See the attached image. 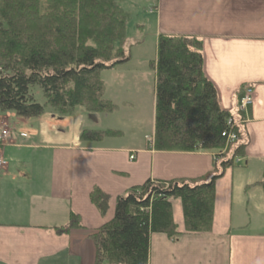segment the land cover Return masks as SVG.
<instances>
[{
    "label": "crops",
    "instance_id": "1",
    "mask_svg": "<svg viewBox=\"0 0 264 264\" xmlns=\"http://www.w3.org/2000/svg\"><path fill=\"white\" fill-rule=\"evenodd\" d=\"M154 9L157 37L201 41L202 72L223 111L238 122L245 87L253 101L238 125L248 138L244 157L215 182L211 232L185 233L181 203L173 200L180 235H151L146 264H264V0H156ZM88 116L82 109L69 118L0 114V130L10 131L0 148V264H94L90 235L113 219L117 198L148 180L207 183L220 171L221 158L209 152L152 150L153 135L143 146L117 147L120 137L80 143L82 130L95 131ZM94 189L108 197L103 212L91 201ZM71 214L81 227L56 234Z\"/></svg>",
    "mask_w": 264,
    "mask_h": 264
},
{
    "label": "trees",
    "instance_id": "2",
    "mask_svg": "<svg viewBox=\"0 0 264 264\" xmlns=\"http://www.w3.org/2000/svg\"><path fill=\"white\" fill-rule=\"evenodd\" d=\"M127 19L120 0H0V114L69 118L78 108L89 116L111 114L115 107L104 99L100 75L129 61L123 49ZM151 68L152 150L209 152L215 161L221 158V168L207 183L148 180L117 198L113 219L90 235L96 247L94 264H146L151 235H180L173 222V200L181 203L185 233H210L215 182L237 167L248 145L244 128L227 125L233 117L219 107L215 89L203 75L199 39L159 35ZM35 86L44 104L35 101ZM229 134L236 140L229 143ZM117 137V131L82 130L79 141L98 144ZM258 185L264 196V169ZM90 198L103 212L108 197L94 189ZM80 227L79 217L71 214L54 231L64 234Z\"/></svg>",
    "mask_w": 264,
    "mask_h": 264
},
{
    "label": "rangeland",
    "instance_id": "3",
    "mask_svg": "<svg viewBox=\"0 0 264 264\" xmlns=\"http://www.w3.org/2000/svg\"><path fill=\"white\" fill-rule=\"evenodd\" d=\"M120 5L128 15L123 49L129 61L115 71L102 72L104 99L111 100L115 108L111 114L95 115V119L87 114V127L119 131L121 137L114 141L117 147L143 146L145 138L153 135L155 82L151 62L156 56V0H120ZM31 92L37 103L44 104L38 87H32ZM25 129L30 130L28 124Z\"/></svg>",
    "mask_w": 264,
    "mask_h": 264
},
{
    "label": "built area",
    "instance_id": "4",
    "mask_svg": "<svg viewBox=\"0 0 264 264\" xmlns=\"http://www.w3.org/2000/svg\"><path fill=\"white\" fill-rule=\"evenodd\" d=\"M252 98H253V92L251 87L250 86L245 87L241 91L240 97L236 105V112L237 115L240 116V119L238 120V122L234 121L233 119H229L227 121V125L231 129L238 127L239 124L244 123L246 121L245 117L247 116V112L252 105V101H253ZM9 140H10V131L7 128H2L0 130V148ZM227 140L229 143L235 141L236 140L235 134H229L227 136ZM133 158H134L133 156L130 157V159ZM0 167H5V162L2 159L1 154H0Z\"/></svg>",
    "mask_w": 264,
    "mask_h": 264
},
{
    "label": "water",
    "instance_id": "5",
    "mask_svg": "<svg viewBox=\"0 0 264 264\" xmlns=\"http://www.w3.org/2000/svg\"><path fill=\"white\" fill-rule=\"evenodd\" d=\"M89 118L95 119V116H89Z\"/></svg>",
    "mask_w": 264,
    "mask_h": 264
}]
</instances>
